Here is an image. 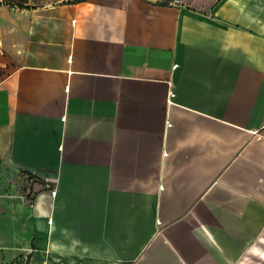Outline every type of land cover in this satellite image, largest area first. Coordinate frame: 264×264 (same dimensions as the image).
Segmentation results:
<instances>
[{
	"label": "crops",
	"instance_id": "0c3cea01",
	"mask_svg": "<svg viewBox=\"0 0 264 264\" xmlns=\"http://www.w3.org/2000/svg\"><path fill=\"white\" fill-rule=\"evenodd\" d=\"M0 45V248L264 264V0H0Z\"/></svg>",
	"mask_w": 264,
	"mask_h": 264
},
{
	"label": "rangeland",
	"instance_id": "374dc122",
	"mask_svg": "<svg viewBox=\"0 0 264 264\" xmlns=\"http://www.w3.org/2000/svg\"><path fill=\"white\" fill-rule=\"evenodd\" d=\"M62 0H4L6 4H10L11 6H18L20 8H30V6L34 5H41L46 3H53V2H60ZM67 1V0H65ZM73 1V0H68ZM11 248H0V262L3 264H10L13 262L17 257H14V255L11 253ZM26 257H23L21 261L25 260Z\"/></svg>",
	"mask_w": 264,
	"mask_h": 264
},
{
	"label": "trees",
	"instance_id": "16d2710c",
	"mask_svg": "<svg viewBox=\"0 0 264 264\" xmlns=\"http://www.w3.org/2000/svg\"><path fill=\"white\" fill-rule=\"evenodd\" d=\"M25 257L23 254H21V256H18L13 262H11L10 264H29V258L30 256H27L25 258V260L21 261V259ZM0 264H3L2 262H0ZM6 264V263H5Z\"/></svg>",
	"mask_w": 264,
	"mask_h": 264
},
{
	"label": "built area",
	"instance_id": "2783aa9c",
	"mask_svg": "<svg viewBox=\"0 0 264 264\" xmlns=\"http://www.w3.org/2000/svg\"><path fill=\"white\" fill-rule=\"evenodd\" d=\"M166 2L169 4V5H174V4H178L181 2V0H166ZM3 52V48L1 47L0 45V54Z\"/></svg>",
	"mask_w": 264,
	"mask_h": 264
}]
</instances>
